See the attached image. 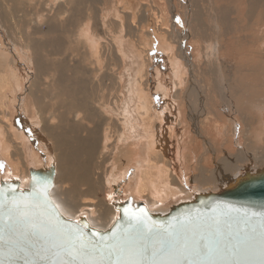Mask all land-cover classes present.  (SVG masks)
<instances>
[{"label":"bare ground","instance_id":"1","mask_svg":"<svg viewBox=\"0 0 264 264\" xmlns=\"http://www.w3.org/2000/svg\"><path fill=\"white\" fill-rule=\"evenodd\" d=\"M14 1L15 0H12L15 7L19 5H25L26 8L28 9H30L31 7H35V8L39 7V9L40 8L46 9L47 13L44 12L45 10L40 9L41 11L38 12L37 14L35 13L36 14L35 16L33 14V17H32L33 25L32 26L34 27V30H35L34 32L36 33L37 31L38 32L42 31L41 28L44 24L47 27V29H55L53 28L54 24H56L55 21H57L59 25L61 24L64 26V24H62L64 17L67 18V20H70L71 22H73L72 19L75 17V13L73 11L76 12L79 9V8H76L78 5H83L84 3L92 4L94 2H99L101 0H17V3H15ZM128 1L129 0H125V1L117 0L116 3L118 4L119 9H121V7H123V4L125 6L126 2ZM191 2L193 3V0ZM217 2L216 0H214L213 4L211 3V5H209L208 8L206 7L207 10L204 9L205 12H202L203 16L200 13L198 14L196 11L193 12L192 10H193V7L195 6L192 5L193 7L191 11L193 13H191L190 15V19H192L191 20L192 22H193V19L194 21L196 19L195 23L196 22L199 23V28L197 29H199L201 33L207 31L204 28L205 25H203L204 27L203 26L201 27V21L205 20L206 22L207 18H205V16L208 17L210 25L212 26V28L213 27L215 28V32L213 33H215L216 36L211 38L213 39L212 43H214L213 45H215V48L217 46L216 38H218L217 37L218 34H219L220 41L222 40L223 36L232 34L233 31H232L231 24L233 21L232 19H230L231 17L230 14L233 13L234 12L233 10L235 9V7L225 4L224 2H226V0L223 2L224 4H221V5ZM1 4L2 3H0V5ZM105 4H107L105 5L106 9L110 8V4H113V1L107 0L105 1ZM171 4L172 3L170 1V5ZM240 5H241V11L237 15L236 18L243 21V23L241 24L240 29L237 32V35L235 36V38L233 37L228 38L227 41L233 42L235 40H238V41L241 40L242 42L243 41L245 42V44L247 45V48L243 50L240 54V57L244 56V57H241V59L244 60V63L238 62L237 65L232 63V66H231V65H228L227 61L230 62L232 59L230 60L227 59L226 61V59L223 56L222 58H224V60L222 61V63H220L218 61L219 59H217V56L214 55V57L215 56L216 57L215 58L213 57L215 59V62L212 64V70H211V72H214L213 75L215 78L214 80L215 83L213 82L212 83L217 87H219V85L221 84L223 85V81H224L225 75L223 76V73L221 72V67L223 66L224 68H226V66H228L230 69L233 70L234 75L235 74L236 75L234 77L232 75L233 77V79H231L232 83L230 82L231 81L229 79L230 77H228V79L230 80L229 82L231 83L229 84L230 86L229 89L230 91L232 90L231 96L234 97L235 102L240 103V104L237 103L238 104L237 107H239L240 105L243 106L244 104H246L247 106L243 107V110L245 108H248L246 109L248 111L249 109L254 110L253 114L256 117L254 120H249V121L247 120L248 127L246 129L243 128L244 130H247L245 131L246 133L242 130L246 135L245 138H247L248 140L249 139L248 136H250V138L252 137L253 141L252 142L247 141L242 145H240V142H238L239 140L235 141V145L239 149H238V153L235 154V156L237 157V160L236 161L234 160L233 165L231 162H229L231 159H228V161H225L226 159H224L221 156L222 157L220 158L221 160L217 162L223 163L222 167H219V163H217L216 168L211 169V170L207 169L208 171H205L203 167L202 168L199 167V170L197 169L198 173L193 176H190L189 174H187L186 172L187 170H185L189 166V164L186 165V161L184 159L186 155L184 156L180 154V151L178 149H175V153L177 154V159L175 158L174 159L178 160V163L175 166L172 164L171 158L169 159L168 157L169 156L168 143H169V140H171L172 134L174 133L175 126H177V124L182 123V118L185 116V106L188 105V107H192L190 108V110H192L193 106L191 105L192 104L196 105L195 106L196 109L197 107H199L198 113L208 114L207 107H206L207 105L205 104V101L209 99L208 94L210 93V90H211L207 88V92L204 93V89L206 87L205 88L203 87V84H202L203 80L201 79L202 76L199 74L201 76V78L199 79L195 78L194 76L195 72L198 71L195 69L197 64L194 65L192 64L193 61L191 62L189 60V56H190V55L188 56L189 53L185 55L183 54V49H182L183 47L182 48L179 47L178 44L175 45L176 41L177 43L178 42L182 43V39L187 35L189 36V34L190 35L194 34L193 35L194 38L198 34H200V36L202 34L200 32H196L195 30L191 29L192 31L188 30L189 33L187 30L186 31L183 30L185 32L183 33V35H181L182 32L180 33V30L178 32L175 27L176 24H174L177 21H179L178 19L179 17L176 16V12H175L176 9L173 5L169 6L170 13H171V17L169 18V20H170L172 27L171 26L168 28L166 27L167 30L166 31L164 30L166 35L164 36L162 35L160 38H158L155 41L156 48L159 51H161L165 62L168 63L172 67L171 69L172 74L170 76L169 85H166L165 81H159L156 84L157 90H159L160 92L159 96L162 97V99L159 100L160 108L157 110L158 112L155 117L152 115V112L154 111V107L156 106V103H155L156 99H154V96H152V94L148 91V88L146 86L147 79L145 78L146 67L149 64V63L147 64V62L149 61L144 60V62L142 63L138 71V74L136 76L137 77L136 87H137V93H138V103L135 109L139 110V112L141 111L144 113V114H141V119H142L141 126L142 128L144 126L143 138L145 139L146 153H144L145 157H142L141 162L139 161L137 164L139 169H138V174H137L136 187H135V190L133 191L134 193L132 196L130 195L128 196L132 197L133 200H137L139 198L145 199V201L148 203V209L150 210H162L169 203H173L179 199L190 198L191 192L192 191L194 192L197 189L198 190L199 189L200 190H207V189L215 190L216 188L222 186L224 182L227 181V179L234 176L238 168H242L243 166H249V165L251 167L260 165V163L258 162L259 160H262L261 158L264 157V91H261V89H264V48H263L264 26L261 25L263 23V20H259L260 16L262 19L264 18V0H241ZM15 7L13 9H15ZM127 7H128V4H127ZM88 10L90 12L89 8ZM98 10H101V9H98ZM79 11H80V14H82L81 9ZM144 12L145 11H143V13ZM13 14L15 15V12ZM86 14L87 16L83 20H81L79 23L72 24V26H74V29L70 32V35L67 37V39H63L64 42L59 38H52L53 42L51 40H43L40 43H37V41L35 40L32 41L31 38L27 39L28 35H26L25 40L18 39V43L20 44L25 55H27L26 58L28 59V61L32 63V65H34L33 67L35 68V72L34 73L32 72V76L33 77L35 76V78L31 77V80H30L31 85L27 89L28 92L24 94L23 97L21 96L20 98L18 97L19 100L17 102H19L18 106L21 109L22 114L25 115V113H27L29 116L31 114L30 112L32 111L36 112L37 114L36 117L38 118V121H41V123L43 122L41 125V130L45 133V136L48 137V139L50 140L52 144L51 149H53L54 151L53 157L50 156L49 158H46L45 160H43V162H41L38 159L40 162L35 161L33 163L41 166L42 163L45 164L46 162H48L49 164L51 161H54L55 170H56L55 183H54L53 189H51L50 191V195L53 201L56 204L60 205V211L63 213L64 216L68 218H73V219L79 216H82V217L85 216L90 226L97 228V229H104L113 222L117 214L113 206V201L120 200V199H126V198L121 197V195L117 194V197H114L115 199L113 198L110 200V202L113 200L111 202L112 205H108L107 203H104L101 199L98 200L96 203L92 201H81V200L80 202H78L79 194L89 195L90 194L89 192L93 193V187L96 186L99 182H101L102 184L106 183L110 186L111 182L117 183V180H121V176L125 174L124 173L125 170L126 169L128 170L127 167L130 165L133 159L136 158L138 154V150L136 149V146H137L136 141H138L139 139L133 136L135 137L133 142L129 143L127 141L128 143H124L123 137L126 136L127 139H130L131 136L125 134L123 124H121L120 126H116L117 128H114L112 127V125H110L111 123L109 121L108 124L106 123V126L103 129V124L105 122L104 121L105 116L102 112L106 111L107 105L105 101L103 102L95 101L94 99L95 97L92 98L93 93L91 92V90L93 91L94 89L92 86H90L91 82L89 79L93 78L95 80V77L98 78L99 76L98 70L100 69L99 68L100 51H101V47H103V43L101 41L102 40L101 29L104 28L105 26L104 23L106 22L103 17H101V20L98 19V21L96 22V24L99 26V30H98L94 27L93 19H91L90 15L87 12ZM129 14H130V18L126 14V17L128 19L131 20V18H135V15L133 14L131 15V13ZM159 15L160 14L158 13V16ZM97 16H98V13H97ZM116 16H117L116 19H118L117 24L120 27L123 25L121 22L122 19H120V15L117 13H116ZM254 17H258V19H255L256 23H253L252 21ZM29 21L31 22V18L30 20H28V23ZM126 21L127 20H125L124 22ZM158 22H160V20H156V23ZM127 25L129 26L130 24H127ZM156 25L159 26V23ZM62 27H59V28H62ZM194 27L196 28L197 25ZM216 27H218V30L216 29ZM241 30H248V32L247 31L242 32ZM209 31H212V30H209ZM60 34L62 33L60 32ZM72 35L73 37H71ZM74 37H76L75 40L79 38L77 42L79 41L84 46V47L83 46L81 47L86 49L87 53H85V50H84V52L81 51V54L82 53L88 54V58L92 60L91 62V64L93 65L92 67L89 66L88 68L86 67L83 68L84 67L83 66L82 68H80L81 69L80 71V69H78L77 67L76 69L75 67H72V66L68 67L66 63V59L64 58H61L60 60H56V61H50L49 57L47 56L49 54H46V52H49V48L52 47L57 52V49H59L57 47V44L59 42L60 43L67 42L69 44V43H72V41H75ZM151 42L149 44L142 42L141 44L145 47L144 49H150L152 47L151 45L153 44V42L152 43ZM74 43L73 45H76V43L75 44ZM53 44L55 45L54 47H53ZM79 47L78 49H80ZM76 48H73V50L75 49V51H77ZM221 48L223 47H220V52H221ZM28 51H30V53H27ZM142 51L145 52L146 50L145 51L142 50ZM116 53L119 54L118 51H116ZM10 56L11 55H7V52L4 54V52L0 50V81L1 82L5 81V78H6L5 68L7 67V66L5 67V64L7 63V61L11 60L13 64V71L11 72L12 74L11 76L13 77L12 81L16 84V86H18L20 85L21 82L28 80L29 78H26V73L23 72V69L15 65L14 61L16 58L15 59L13 58L14 60L13 61ZM177 56L180 57L181 59L183 57L184 61H186L188 72L185 73V71H183L185 69L183 70L181 69V67L179 66L181 64L178 63L179 61L177 59ZM230 56H232V54H230ZM249 56H251V58H249ZM8 57L10 59H8ZM83 58L85 57L83 56ZM83 58L81 57V59ZM88 58H85V59L88 60ZM214 59H211V60H214ZM81 62L82 64L84 63L83 61ZM81 62H78L79 65ZM87 64L85 63V65ZM90 69L92 70V75H91V72L89 73ZM202 71L205 72L204 70ZM78 72L82 73L83 75L78 77L77 76ZM230 72L231 71H229V73ZM240 73L242 74L244 73L243 76L246 75L248 77L249 75H251L253 78L252 81L254 83L251 84L250 82H247L248 84H246V87L245 86L242 87V85L240 84L242 81V76L239 75ZM187 74L189 77H188L186 86L183 90L182 84L186 80V77L184 75H187ZM190 75L192 76V78L190 77ZM229 75L230 74H228V76ZM42 76H46V77L49 76L51 78V81H50L51 86L46 91H41L40 94H36V92L34 91L35 86L36 88H39V86L42 85L44 81V78ZM243 78L245 79V76ZM199 80H200V86H197V84L199 83ZM195 81L197 83H195ZM204 81L206 82L205 78H204ZM9 85L10 84L7 85V83L5 84L4 82V85H2V88L7 86V90H9L10 88ZM181 90H183V92ZM180 92L183 95L182 94L180 95L179 94ZM196 92H198V95L196 94ZM215 93L217 94V91H215L214 94ZM2 94L0 93V111H1V114H4L6 106L8 107L10 105L11 100L13 99H11L12 96L10 93L7 95L6 94L2 95ZM177 94L178 96L176 98ZM178 97H180L179 99H181L182 97V100H183L182 103L181 102L178 104L176 103V100H174V98H176L178 102ZM221 101L224 103V105H226V103H228L229 105L231 104V100L228 97V94L226 92H224V94L222 93ZM178 109H180V113L179 111H177ZM187 110L189 111V109ZM240 112H242V110L238 111V114H240ZM251 112L250 113L248 112L249 114L247 113L248 116L252 115ZM47 113L49 116H43L44 114H47ZM194 113H195V109H194ZM216 113L214 112L213 114L216 115ZM31 116L33 117L32 114ZM95 116L99 117L100 122H96L93 125H91V122H94L93 119ZM244 117H241V118H244ZM246 119H245V122H246ZM1 120L2 122H4L3 124H6L7 120L5 118L0 119V121ZM123 120L125 124L127 125L128 123L127 119L124 118ZM229 120H232L231 122L232 124L234 123L235 125L234 128L238 127L237 126L238 122H236L237 120H235V118H232ZM212 121L214 125L215 123H217L216 119H213ZM191 123H194L192 126H194V133L196 134V136H200L201 134L200 135L198 134L199 128L197 126V122L193 121ZM6 126L4 127L5 128L4 131L0 126V156H2L7 161V163L10 165L11 175L19 178V180L21 181V185L24 186L28 181V173L23 172V166L21 165V162L19 161L17 157L19 155V152L21 151L23 152V146H24L23 138L24 137H23V134L19 132L18 129L13 127V125L10 126L8 130L9 133L6 132L7 131ZM28 126L33 129L32 127L33 125L32 126L28 125ZM246 126H247V122H246ZM215 128L220 130L219 127L217 128V125ZM5 132L8 133V135ZM29 132L31 133V131ZM243 132H241L242 134L241 133L239 134L241 136H244ZM33 135L35 136L37 140V143H36L37 146H36V149L35 148L34 149H35V152L39 154V150L41 152V150L44 149V143L42 142V140L45 137L41 136V134L37 132H33ZM235 135H237V133ZM200 137H203L200 139H203L202 142H204L206 148L209 147L208 145H211L209 144V140H208L209 137H206L207 140L206 138H204L205 136L203 134ZM108 139L111 140L110 151L113 152L112 154L114 155L117 153L119 155L117 158H115V156L112 157V162L110 163V170L103 171V164L99 165V159H103V161L106 160L104 154L107 151L106 148L108 146L106 144L107 143L106 141H108ZM185 139L186 138H183L181 142L182 144L183 143L185 144ZM195 142H196V138L194 139V142H191V145L194 146ZM127 144L131 145L130 149L128 150L123 148L124 146H128ZM189 146H190V143H188L186 147H189ZM248 149L252 151L253 153V155L251 156L252 158L248 154V151H249ZM257 150L260 153L259 152L257 153ZM35 152L33 153V155H35ZM224 154L227 155L225 152ZM20 158L22 159L21 156ZM187 162L189 161L187 160ZM22 163L24 165L23 161ZM262 163H264V160L262 161ZM196 164H198V162ZM231 165L233 167H229ZM227 166L229 168H227ZM93 170H96L97 172H93ZM5 177H8V176L6 175ZM71 181L73 183V185H71V188L64 189L65 184H68V182L71 183ZM75 185H77L78 188H76ZM78 185H86L87 187H85L84 189V188L79 187ZM60 188H61V193H59ZM70 189H71V193L69 195ZM57 195L59 197H57ZM170 196L174 197L175 199L173 198L174 200L171 201ZM137 201H142V200H137ZM142 202L145 203L144 201ZM82 206H85V208L80 209V207ZM92 214H95V215L93 216Z\"/></svg>","mask_w":264,"mask_h":264},{"label":"rangeland","instance_id":"2","mask_svg":"<svg viewBox=\"0 0 264 264\" xmlns=\"http://www.w3.org/2000/svg\"><path fill=\"white\" fill-rule=\"evenodd\" d=\"M105 1H107V0H101L99 2H94L92 4L84 3L83 5H78L76 8H79V9L76 12L73 11L75 13V17L72 19L73 22H71L70 20H67V18L64 17V19L62 21V24H64V26L61 24H60L61 25L60 26L59 23L57 21H55L56 24H54V27H53L55 29H47V27L44 24L41 28V30H42V31H40L41 33L38 31L35 33L34 27L32 26L33 25L32 24L33 23L32 17H33V14L35 16L38 12H40L41 11L40 9H42V8L39 9V7H37V8L31 7L30 9H28V8H26L25 5H19V6L16 5L17 7H15L12 0H0V3L3 4V5L2 4L0 5V50H2L4 52V54L7 52V55H11L10 57L12 60H13V58L14 59L16 58L15 61L13 60L15 62V65L17 67H20L21 69H23V72L26 73V78H29L28 80L21 82L20 85L16 86V84L12 81L13 77L11 76L12 75L11 72L13 71V64H12L11 60L7 61V63L5 64V67L6 66L7 67L5 68L6 78H5L4 82H5V84L7 83V85L10 84L9 85L10 91L7 90V86L2 88V85H4V82L0 81V93L1 94L3 93L2 95H4V94L7 95L10 93L12 96L11 99H13V100H11L10 105L8 106L9 108L6 106L4 114H1V111H0V119L5 118L7 120L6 124H3L4 122H2V120H1L0 126L4 131V129H5L4 127L7 125L6 126V129H7L6 132H8L10 126L13 125V127L18 129L19 132H21L23 134V137H24L23 138V141H24L23 142V145H24L23 146V152L22 151L19 152V155L17 157H18L19 161L21 162V165L23 166V172L24 173H27L26 169H27V166L29 164H31L35 161H39V160L41 162H43V160H45L46 158H49L50 156L53 157L54 151H53V149H51L52 144H51L50 140L48 139V137L45 136V133L41 130V125L43 122L41 123V121H38V118L36 117L37 114L35 111L30 112L33 115V117L35 118L34 119L31 116V114L29 116L27 113H25L26 116L24 114H22V111L18 106L19 102H17V101L19 100L20 96L23 97L24 94H26L28 92L27 89L31 85V81H30L31 77L35 78V76L34 77L32 76V72L33 73L35 72V68L33 67L34 65H32V63L30 61H28V59L26 58L27 55H25L20 44L18 43V39L19 40H21V39L25 40L26 35H28L27 39L31 38L32 41L35 40V41H37V43H40L43 40H51L53 42L52 38H59L64 42L63 39H67V37L70 35V32L74 29V26H72V24H77L81 20H83L87 16L86 12L90 15L91 19H93L94 27L98 30H99V26L96 24V22L98 21V19L101 20V17H103L106 23H104L105 24V26H104L105 30H104V28L101 29V36H102L101 41L103 43V47H101V51H100V66H99L100 69L98 70L99 73L97 71L99 76H98V78L95 77V80L93 78L89 79L90 82L92 83V84L90 83V86H92L94 89L93 90L94 92L91 90V92L93 93L92 98L95 97L94 98L95 101H100V102L105 101L106 102V105H107L106 111L102 112L105 116V119H104L105 122L103 124V129L106 126V123L108 124L109 121L111 123L110 125H112V127H114V128H117L116 126H120L121 124H123L125 134L131 136L130 139H127L126 136L123 137V141H124V143H128V142L131 143L134 141L135 137L137 139H139L138 141H136L137 146L135 145L136 149L138 150V154H137L136 158L133 159V161L127 167L128 170L127 169L125 170V172H124L125 174L121 176V180H117V183L111 182L110 186L106 183L102 184L101 182H99L101 185L99 183L96 186L93 185L94 186L93 187V193L89 192L90 193L89 195H82V194L80 195L79 194L78 202H80V200H81V201H92V202L96 203L98 200L101 199L104 203H107L108 205H112L110 200L113 199L114 197H117V194L121 195V197H124V198L129 197L128 195H130V196L133 195V193H134L133 191L135 190V187H136L137 174H138V169H139L137 164L139 161L141 162L142 157H145L144 153H146L145 139L143 138L144 126H143V128L141 126V124H142L141 114H144V113L141 111L139 112V110L135 109V107L137 106V103H138V93H137V87H136L137 77L136 76H137L138 71H139L142 63L144 62V60L149 61V62H147V64L148 63L149 64L146 67V74H145L146 75L145 78L147 79L146 80V86L148 88V91L152 94V96H154V99H156V102H155L156 106L154 107V111L152 112V115L154 117L156 116V114L158 112L157 110L160 108L159 100L162 99V97L159 96L160 92H159V90H157L156 84L159 81H165V84L169 85V82H170L169 80H170V76L172 74V71H171L172 67L168 63L165 62L161 51H159L156 48V43H155V41L158 38H160L162 35L163 36L166 35L165 31L167 30L168 27H170V26L172 27L170 20H169V18L171 17L169 6L173 5L176 9L175 12H176V16L179 17L178 18L179 21H177L174 24H176L175 25L176 30L178 32L180 30V33L182 32L181 35H183V33L186 30L192 31L191 29L195 30L196 32H200V30L197 29V28H199V23H197V22L195 23L196 19H195V21L193 19V22H192L191 21L192 19H190V15H191V13L196 11L198 14L200 13L203 16L202 12H205V10H207L206 7L208 8L209 5H211V3L213 4L214 0H200V1L199 0H195V1L193 0V3H195V4H193L191 2L192 0H168V1L167 0H129L128 1L129 3L126 2L125 6L123 4L124 8L121 7V9H119L118 4L116 3L117 0H112L113 4H110V8L106 9L105 5H107V4H105ZM170 1L172 3L171 5H170ZM224 1L225 0H221V1L216 0V2L219 3L220 5L225 3V4H228V5L235 7V9H236V10L234 9L233 10L234 12L230 14L231 17H233V18L230 17V19H232V21H233L231 24L233 32H232V34L223 36L221 41H220L219 34H218V36H217L218 38H216V45H217L216 48H215V45H213L214 43H212L213 39H211V38L216 36L215 33H213V32H215V28L214 27L212 28V26L209 23V19L206 16H205V18H207L206 22H205V20L204 21L202 20L201 21V27L203 25H205V27L204 26L203 27L208 32L207 31L202 32V33L200 32L202 34L201 35L202 37L200 36V34H198L196 36L198 38L195 37L196 39L193 37L194 34H192V35L189 34V36L187 35L188 37L185 36L186 38L183 36L184 38L182 39V43H180V42L177 43V41L175 43V45L178 44L179 47H181V48L183 47L182 49H183L184 55L189 53L188 54V56L190 55L189 60L191 62L192 61L194 62V63L192 62V64H194V65L197 64L195 69L198 70L199 72L196 71L194 76H195V78H198V79L201 78V76H202L201 79L203 80V83H202L203 87L204 88L206 87L204 89V93L207 92V88L209 90L211 89L210 93L208 94L209 99H207L205 101V104L207 105L206 107H207L208 114L207 113L206 114L198 113L199 107H197V109H196L195 108L196 105H193V104L191 105V106H193L192 110H190V108H192V107H188V105H186L187 108L185 106V116L182 118V123L177 124V126H175L174 133L172 134L171 140H169L170 144L168 143V148H169V150H168L169 156L168 157H169V159L171 158L172 164L175 166L178 163V160H175V159H177V154L175 153V149H178L180 151V154H182L184 156L186 155L184 159L186 161V165L189 164V166L185 170H187L186 172L190 176L197 174L198 173L197 169L199 170V167H201V168L203 167L205 171L216 168L217 163H219L217 161L221 160L220 158H222V157L224 159H226L225 161H228V159H231L229 162H231L233 165L234 160L235 161L237 160V157L235 156V154L238 153V149H239L235 145V141L239 140L238 142H240V145L244 144L247 141L248 142L253 141L252 137L250 138V136H248L249 137L248 140H247V138H245V136H246L245 131H247V130H244V129H246L248 127V121L249 120H254L256 118L255 115L253 114L254 110L249 109V111H248V110H246L248 108H245L243 110V107L247 106L246 104H244L243 106L240 105L241 107L240 106L237 107V105L240 103L235 102L234 97L231 96L232 90L230 91V89H229L230 88L229 84L232 83L231 79H233V77L236 74L234 75L233 70L230 69L228 66H226V68H224L222 66L221 72L223 73V76L224 75L226 76V78L224 76L223 85L221 84V85H219V87H217L213 84V83H215V81H214L215 78L213 75L214 72H211V70H212V64L215 62L214 58L217 56V59H219L218 61L220 63H222L224 58L226 59V61H227V59L228 60L232 59L233 62H232V60L230 62L227 61L228 65H231V66H232V63H234L235 65H237L238 62L244 63V60L241 59V57H244V56L240 57V54L243 50H245L247 48V45L245 44L244 41L243 42L241 40L240 41L235 40L233 42L227 41L228 38H231V37L235 38V36L237 35V32L240 29L241 24L243 23V21L236 18L237 15L241 11V5H240L241 0H226V2H224ZM14 2L17 3V0H15ZM130 3H131V5H130ZM127 4H128V7H127ZM202 4H203V6H202ZM207 4H208V6H207ZM192 5L195 7H193ZM196 6L199 8H197ZM14 7H15V9H13ZM187 7L190 9H188ZM192 7H193V10H192L193 12L191 11ZM201 7H203V8H201ZM88 8L90 9V12H89ZM5 9H7V10H5ZM80 9L82 11V14H80V11H79ZM98 9H101V10H98ZM42 10H45L44 12L47 13L46 9H42ZM119 10H121V11H119ZM122 10H124V11H122ZM142 10L145 12L143 13ZM14 12H15V15L13 14ZM97 13H98V16H97ZM116 13L119 14L120 19H122L121 22L123 25L121 24L122 25V26H120L121 28L117 24L118 19H116L117 18ZM129 13H131V15L132 14L135 15V18H131V20L128 19L126 17V14L130 18ZM158 13L160 14L159 16L162 19L158 16ZM186 14H187V16H186ZM125 17H126V19H125ZM155 17H156V19H155ZM30 18H31V22L29 21V23H28V20H30ZM255 19H258V17H254V19L252 20L253 23H256ZM125 20H127L126 21L127 24H130L129 26L126 24V22H124ZM156 20H160V22H158L159 26L156 25V24H158V23H156ZM259 20H263V23L261 25L264 26V18L262 19L260 16ZM132 21H133V23H132ZM165 24H167V25H165ZM196 25H197V27L195 28L194 26H196ZM59 27H62V28H59ZM216 29L218 30V27H216ZM56 30H58V31H56ZM183 30H185V31H183ZM209 30H212V31H209ZM26 31H27V33H26ZM189 31H188V33H189ZM241 31L242 32H244V31L248 32V30H241ZM60 32L62 34H60ZM137 35H138V37H137ZM71 37H73V35ZM75 38L76 37H74V40H75ZM77 40H79V38H77L75 41L77 42ZM75 41H72V43H69V44L67 42H65V43L59 42L60 45H59V43L57 44V47L59 48V49H57V52L52 47H50L49 52H46V54H49L47 56L49 57L50 61H56V60H60L61 58H64V59H66V63H67L68 67L72 66V67H75V69H76V67L78 69H80L83 66H84L83 68H85V67L88 68L89 66L92 67L93 66L91 64L92 60H90V58H88V54H84V53L81 54V51L84 52V50H85V53H87L86 49L83 48L84 46L79 41H78L79 43L77 42L78 44ZM151 41L153 42L154 45L152 44L151 45L152 47L150 49H144L145 47L141 43L143 42V43L149 44ZM217 41H218V43H217ZM74 42L76 43V45H73ZM183 42H184V44H183ZM77 45H79L80 47ZM54 46L55 45L53 44V47ZM81 46H83V47H81ZM78 47L80 49L82 48L83 50L78 49ZM212 47L215 49H213ZM220 47H223V48H221V52H220ZM73 48H76L77 51H75V49L73 50ZM263 48H264V44H263ZM142 50H144V51L146 50L145 51L146 53L143 52ZM116 51H118L119 54L116 53ZM72 52H74V53H72ZM27 53H30V51H28ZM51 53H53V54H51ZM143 53H145V54H143ZM230 54H232V56H230ZM79 55L82 58H83V56L85 58H88V60L85 58L81 59V57ZM85 55H87V56H85ZM214 55H216V56L214 57ZM223 56H224V58H222ZM249 58H251V56H249ZM8 59H10V58L8 57ZM51 59H53V60H51ZM80 59H81V61L84 62L83 64L80 61ZM177 59L179 61L178 63L181 64V65H179L181 67V69L182 70L185 69V70H183V71H185V73L188 72L187 64H186V61H184L183 57L181 59L180 57L177 56ZM211 59H214V60H211ZM85 60H86V62H85ZM78 62H81L80 65ZM85 63L86 64L88 63L87 64L88 66L85 65ZM89 64H91V65H89ZM200 67H202V68H200ZM202 70H204L206 73L203 72ZM80 71H81V69H80ZM225 71H226V73H225ZM229 71H231V72L229 73ZM90 72L92 75L91 69H90L89 73ZM235 72H237V71H235ZM7 74H8V76H7ZM228 74H230V75L228 76ZM243 74L242 73L239 74L242 76V81L240 83L242 85V87L243 86L246 87V84H248L247 82H250L251 84L254 83L252 81L253 78L251 75H249V77L244 75L245 76V79H244ZM232 75H233V77H232ZM77 76L80 77L82 75L78 74ZM184 76L186 77V80L182 84L183 90L186 86V83H187V80L189 77L188 74L184 75ZM42 77L44 78L42 85H40L39 88H36V86H35L34 91L36 92V94H40L41 91H46L51 86L50 85L51 78L49 76H47V77L42 76ZM190 77L192 78L191 75H190ZM203 77L205 78L206 82L204 81ZM228 77H230L229 79L231 81L228 79ZM226 79H228V80H226ZM246 79H248V80H246ZM8 81H9V83H8ZM226 81H227V83H226ZM195 83H197V82L195 81ZM198 84H197V86H200V80H199ZM183 90H181V91L183 92ZM214 90L217 91V94L216 93L214 94V92H215ZM261 91H264V89H261ZM224 92H226L228 94V97L231 100L230 105L228 103H226V105L228 107L226 105H224V103L221 101L222 93L224 94ZM179 94L181 95L182 93L180 92ZM196 94L198 95V92H196ZM177 96H178V94L176 95V98H177ZM176 98H174V100H176L177 104L180 102L181 103L183 102L182 97H181V99H179L180 97H178V102H177ZM235 104H236V106H235ZM238 108H240V109H238ZM180 109L177 110V111H179V113H180ZM187 109H189V111ZM194 109H195V113H194ZM213 110L215 113L217 112L216 115L213 114L214 113ZM225 110H227V111H225ZM229 110H231V111H229ZM240 110H242V112H240V114H238V111H240ZM236 111H237V113H236ZM244 112H245V114H244ZM248 112L249 113L251 112L252 115L248 116V114H249ZM228 113H229V115H228ZM231 114H232V116H231ZM43 116H49V115L47 113V114H44ZM239 116H240V118H239ZM25 117H26V119H25ZM241 117H244V118H241ZM124 118L127 119V122H128L127 125L125 124V122L123 120ZM228 118L229 119L235 118V120H237L236 122H238V125H237L238 127L234 128V126H235L234 123L232 124L231 123L232 120H229ZM128 119H129V121H128ZM213 119H216L217 123H215V125L212 121ZM245 119L247 122V126H246ZM93 120H94V122H91V125H93L96 122H100V119L98 116H95ZM193 121L197 122V126L199 128L198 134L199 135L203 134L205 136L204 138L209 137L208 138L209 144H211V145H208L209 147L206 148L204 142H202L203 139H200V138H203V137H200L201 135L196 136V134L194 133V126H192L194 123H191ZM240 122H241V124H240ZM208 123H209V125H208ZM114 124H116V125H114ZM28 125H30V126L33 125L32 127L35 131L32 128H30ZM216 125H217V128L219 127L220 130L215 128ZM183 128H184V130H183ZM176 129H178V130H176ZM29 131H31V133ZM132 131H134V132H132ZM207 131H209V132H207ZM33 132L40 133L41 136L45 137L42 140V142L44 143V149L45 150L42 149L41 152L39 150V154L37 152H35V149L37 146L36 145L37 140H36L35 136L33 135ZM235 132L237 133V135H235L236 134ZM241 132L244 133V136H241L239 134ZM8 133H6V134L8 135ZM184 133H185V135H184ZM234 135H235V137H234ZM133 136H135V137H133ZM183 138H186L185 144L181 143ZM195 138H196L197 143L195 142V145L193 146V145H191V142H194ZM112 139H113V137H112ZM206 140H207V138H206ZM230 141H232V142H230ZM106 142H107L106 144L108 146L106 148L107 151L105 152L106 155L104 154L106 160L103 161V159H99V165L103 164V171L104 170L109 171L110 170V163L112 162V157L115 156V158H117L119 155L117 153L113 155L112 154L113 152L110 151L111 140L108 139V141H106ZM188 143H190V146L186 147L188 145ZM233 145H234V147H233ZM130 146L131 145L124 146L123 148L128 150V149H130ZM203 146H205V147H203ZM227 149H228V151H227ZM229 149H230V151H229ZM33 151L35 152V155H33V153H34ZM46 151L48 152L49 155L47 154ZM204 152H205V154H204ZM224 152L227 155H225ZM258 152L259 151L257 150V153ZM248 154L250 157L253 155L252 151H250V150L248 151ZM20 156L22 157V159L20 158ZM234 158H236V159H234ZM261 159L262 160H259L258 163L264 164V163H262V161L264 160V157ZM187 160L189 162H187ZM22 161L24 162V165H23ZM197 162H198V164H196ZM0 164L3 165V167L0 168V176L1 177H5L6 175L10 176L11 175L10 165L7 163V161L2 156H0ZM47 164H48V162L45 163V165H47ZM222 164L223 163H219V167H222ZM199 165H201V166H199ZM232 165L229 167H233ZM229 167L227 166V168H229ZM176 170H177V168H176ZM93 172H97V171L93 170ZM98 172H100V171H98ZM71 185H73L72 181H71V183L68 182V184H65V186L64 185L63 186H64V189H66V188H71ZM75 186H76V188H78L77 185H75ZM78 186L81 188H84V189H85V187H87L86 185H78ZM59 193H61V188L59 189ZM70 193H71V189H70L69 195H70ZM57 197H59V196L57 195ZM173 198L174 197L170 196L171 201H173L175 199V198L174 199ZM137 200L144 201L148 207V203L145 201V199L139 198ZM81 208H85V206L80 207V209ZM94 210H95V208H94ZM92 215L94 216L95 214H92Z\"/></svg>","mask_w":264,"mask_h":264},{"label":"water","instance_id":"3","mask_svg":"<svg viewBox=\"0 0 264 264\" xmlns=\"http://www.w3.org/2000/svg\"><path fill=\"white\" fill-rule=\"evenodd\" d=\"M55 172L54 161L48 165L42 163L41 166L31 163L27 167L28 181L24 186L17 177L0 176V237H3L0 239V264H51L54 260L69 259L62 250H47L52 248L53 241L45 230L48 228V209L42 201L33 202L27 207L20 204L18 208H13L10 203L14 199L32 200V176L51 182L48 188L50 195L55 183ZM113 206L116 217L104 229L90 226L85 216L71 220L86 221L89 225L86 232L98 239L99 236H94L95 230L105 238L110 237L113 232L124 234L129 230L130 217L125 215V209L137 216L142 215L148 227L165 230H174L189 220L190 227L203 228L214 218L223 221L224 214L230 212V219L222 223L221 228L231 235L233 245L243 248L247 241L258 238L259 235L261 214L264 213V164L238 168L234 176L215 190L197 189L191 192L190 198L169 203L162 210H150L145 203L133 200L130 196L114 200ZM60 213L63 219H68L61 211ZM253 213L256 215L253 216ZM56 251H59V255L54 254ZM95 258L103 259L105 264L109 259L106 252L97 253ZM115 258L111 257L112 260ZM242 258L254 260L257 264L260 259L258 255ZM74 259L79 264L80 257Z\"/></svg>","mask_w":264,"mask_h":264},{"label":"snow or ice","instance_id":"4","mask_svg":"<svg viewBox=\"0 0 264 264\" xmlns=\"http://www.w3.org/2000/svg\"><path fill=\"white\" fill-rule=\"evenodd\" d=\"M31 181L32 200L14 199L10 203L13 208H18L20 204L27 207L42 201L47 207L48 228L45 230L53 241L52 248L47 250H62L69 257L51 264H77L74 257H80L79 264H105L103 259L95 258L97 253L104 252L109 257L107 264H257L242 258L256 255L260 258L258 264H264V213L261 214L258 238L247 241L243 248L233 245L231 235L221 228V224L230 219V212L224 214L223 221L214 218L203 228L190 227L189 220L174 230H165L148 227L142 215L125 209V215L130 217L129 230L124 234L113 232L107 238L95 230L94 236H99L95 239L86 232L89 228L86 221L63 219L60 205L48 193L50 181L39 176H32ZM54 254L59 255V251ZM113 256L116 257L114 260L111 259Z\"/></svg>","mask_w":264,"mask_h":264},{"label":"crops","instance_id":"5","mask_svg":"<svg viewBox=\"0 0 264 264\" xmlns=\"http://www.w3.org/2000/svg\"><path fill=\"white\" fill-rule=\"evenodd\" d=\"M78 74L83 75L82 73H79V72H78Z\"/></svg>","mask_w":264,"mask_h":264}]
</instances>
